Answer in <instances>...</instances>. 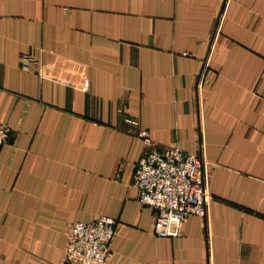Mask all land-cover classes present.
I'll return each mask as SVG.
<instances>
[{
  "label": "crops",
  "instance_id": "crops-1",
  "mask_svg": "<svg viewBox=\"0 0 264 264\" xmlns=\"http://www.w3.org/2000/svg\"><path fill=\"white\" fill-rule=\"evenodd\" d=\"M126 116L202 161L178 237L136 201ZM0 122V264H63L102 216L105 264H264V0H0Z\"/></svg>",
  "mask_w": 264,
  "mask_h": 264
},
{
  "label": "built area",
  "instance_id": "built-area-1",
  "mask_svg": "<svg viewBox=\"0 0 264 264\" xmlns=\"http://www.w3.org/2000/svg\"><path fill=\"white\" fill-rule=\"evenodd\" d=\"M33 69L35 62H22ZM125 132L142 142V153L133 174L136 201L154 211L153 232L160 238H175L189 217H204L210 195L201 159L177 146L156 143L139 120L126 116ZM10 129L0 122V149L9 141ZM116 221L98 217L69 226L63 264H105L115 234Z\"/></svg>",
  "mask_w": 264,
  "mask_h": 264
}]
</instances>
